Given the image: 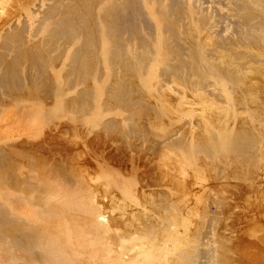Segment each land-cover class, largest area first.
<instances>
[{
    "label": "bare ground",
    "instance_id": "1",
    "mask_svg": "<svg viewBox=\"0 0 264 264\" xmlns=\"http://www.w3.org/2000/svg\"><path fill=\"white\" fill-rule=\"evenodd\" d=\"M16 3L0 25V264H264L219 223L256 202L264 216V0Z\"/></svg>",
    "mask_w": 264,
    "mask_h": 264
},
{
    "label": "rangeland",
    "instance_id": "2",
    "mask_svg": "<svg viewBox=\"0 0 264 264\" xmlns=\"http://www.w3.org/2000/svg\"><path fill=\"white\" fill-rule=\"evenodd\" d=\"M14 1L13 0H3V1L0 0V25L15 9V4H17L16 3L17 0H14ZM6 4L7 5L9 4L10 6H7ZM6 130L10 131L9 128ZM85 159H86L85 161L83 160L85 163L84 165H86L88 178L91 181L92 188L96 195V199L102 205V207H104L105 211H107V215L110 213H113V210H112L113 207L110 204L109 197H110V194H115V192H110L104 187V185H102L98 181L97 179L98 172L93 162V159L92 158L90 159L85 158ZM112 163L114 164V162ZM207 175H209V173H207ZM173 191L175 194L177 193L176 190H173ZM188 200L190 201V199ZM229 202L233 206L234 205L242 206V204L238 205L237 197L235 196H229ZM256 208L257 209L262 208V205H258V202L251 203L247 207L243 208L244 209L243 211H241L240 209L238 211H230L226 214L225 213L220 214L222 215V217L219 223L220 225H223V227L228 228V231H229L228 236L232 240L231 249L239 258L243 260L249 259L248 254L250 253L262 254L264 251V243L261 244V242L258 240L260 235L264 233V216L253 215V211Z\"/></svg>",
    "mask_w": 264,
    "mask_h": 264
}]
</instances>
